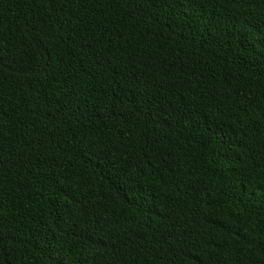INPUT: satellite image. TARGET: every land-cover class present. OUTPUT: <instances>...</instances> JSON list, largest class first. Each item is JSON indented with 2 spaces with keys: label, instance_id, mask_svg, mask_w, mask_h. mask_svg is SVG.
Masks as SVG:
<instances>
[{
  "label": "trees",
  "instance_id": "16d2710c",
  "mask_svg": "<svg viewBox=\"0 0 264 264\" xmlns=\"http://www.w3.org/2000/svg\"><path fill=\"white\" fill-rule=\"evenodd\" d=\"M0 264H264V0H0Z\"/></svg>",
  "mask_w": 264,
  "mask_h": 264
}]
</instances>
